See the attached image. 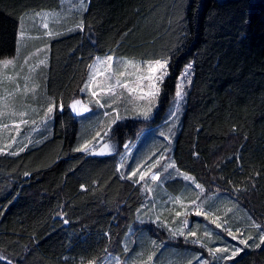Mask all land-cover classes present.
<instances>
[{
	"label": "trees",
	"instance_id": "16d2710c",
	"mask_svg": "<svg viewBox=\"0 0 264 264\" xmlns=\"http://www.w3.org/2000/svg\"><path fill=\"white\" fill-rule=\"evenodd\" d=\"M83 1L75 19L61 22L59 35L30 28L37 38H27L24 55L49 45L43 82L55 108L38 142L18 155L0 153V264H101L110 254L127 258V248L144 257L164 252L178 264H198L199 258L204 264H264V243L253 246L264 235V0ZM62 6L63 0H0V60L18 54L28 14ZM106 54L169 58L171 74L154 118L131 116L113 125L114 153L78 152L96 125H85L70 105L82 97L95 58ZM188 63L193 76L169 155L200 184L193 196L212 208L218 224L248 241L231 259L209 252L226 234L209 236L201 225L197 237H174L164 220L144 222L155 203L120 169L126 145L163 122ZM187 184L182 177L165 182L174 197ZM162 230L167 239L157 233Z\"/></svg>",
	"mask_w": 264,
	"mask_h": 264
},
{
	"label": "rangeland",
	"instance_id": "374dc122",
	"mask_svg": "<svg viewBox=\"0 0 264 264\" xmlns=\"http://www.w3.org/2000/svg\"><path fill=\"white\" fill-rule=\"evenodd\" d=\"M80 5V0H63V6L60 10H44L28 14L22 21L21 31L23 32V37H21L20 31L18 54L14 57L0 60V62L6 60L14 61L13 64L7 67L0 66V153L4 152L10 154L12 152H20V148L25 149L27 146L38 142L40 140L39 134L41 131L48 129L51 120V118L45 117L46 109L52 103L47 100V88L45 85V81L47 80L46 71L49 67V45L46 43L40 44L30 51L29 54L24 55L28 45L27 38H30L29 40H35L37 38V34L32 33L30 28L40 25L46 33L44 36L52 37L55 35V32L59 33L58 30L62 28L59 26L62 25L61 22L68 21L70 18L75 19V16L78 15L77 13L79 12L78 9ZM45 23L48 25L47 28L44 27ZM26 26L28 29L24 30ZM53 26H55V28H53ZM50 32L52 33L51 36L49 35ZM44 41L46 42V40ZM108 56L113 57L111 70L108 69L107 64L101 65L100 63ZM165 59L168 61V75L165 77L164 82L171 74L170 59L162 58L159 60ZM41 60H45L46 63L41 64ZM126 60L139 63L142 69L144 68L145 62L151 63L155 61L138 60L106 54L97 56L91 65L85 85L88 84L94 71L95 83L91 85L90 89H86L84 86L82 90L83 95L78 99L81 102V107L87 106L89 109L86 112L78 113L82 115L81 119L84 121L85 125L86 123L88 126L90 124L96 125V128L93 129L92 136L85 139L83 142L84 144L82 146H87L84 152L92 154L103 153V155L114 153L116 151V142L111 138V129L113 125L117 121L131 116L141 117L137 115L138 110L148 105L147 99L141 100L139 97L143 92L148 90L147 85L149 82L147 80L139 82L136 80L137 75L144 73H136L135 69L131 67L127 69L123 68L122 61ZM189 64L190 63L186 64L178 75L175 95L169 104V108L167 110L165 109L166 113L161 115V120H163V122L158 127L149 128L135 142L126 145V151L124 150L121 154L120 169L122 174L126 177H128L132 171H136V175L132 178L138 182L140 181L139 183L149 191V197H151L155 203V207H150V214L148 217H143L144 222L153 220L155 223L151 222V224L158 225V220L162 219L164 220V224L168 227L170 235L174 237H184L189 232H195V237H197L196 235H201V233L198 232H202L200 230L201 225L203 231L209 236L221 232L226 235L223 236V241L219 242L221 246H217V249L228 248V252L221 251L219 253L221 256L224 254L231 256L232 252L240 247L241 244L239 240L243 239V236L240 237V234L234 233L237 238L233 239V237L227 233L226 229L224 230L222 227L218 228L216 225L215 227L212 225L213 220L216 221V223L213 224H218V219L215 216L216 213L212 208L209 209L202 206L198 196H193V193H195L194 189L198 190L200 188L202 189V187H197V185L200 184L196 182L191 175L182 172L177 167L164 171L169 163L174 162L172 154L171 158L169 152L171 151V145L175 143L186 98L185 95L183 100H178L176 91L181 85V77L184 76L185 70ZM121 72L125 74L121 75ZM192 76L193 70L191 67L190 81ZM117 79H119L122 84L127 82L128 87L134 88L136 91L129 93L124 87H113ZM43 80L45 81L43 82ZM163 84L160 85V93L163 91ZM189 84L187 80L183 83V90L185 93ZM109 90L114 91L115 95H111ZM92 92H96L97 95L93 96L91 94ZM159 99L160 95L152 105V112L148 119L156 116L161 105ZM97 100L100 101V104H104V107H100L99 104L96 103ZM22 112L25 113L23 117L20 116ZM22 120H26L28 123H22ZM113 121L115 122L113 123ZM105 145H107V148ZM153 151L154 154H152ZM158 159L160 160V164L154 168H150L149 166ZM143 172L146 173L144 179L139 180ZM157 172L160 175V180L153 181L151 176ZM185 176L191 177L192 179H185ZM177 177L184 178L191 186L187 184L185 189L180 193L181 195L174 197L175 195L167 191L168 188L165 182L168 179ZM197 205L201 206L199 210L202 214L199 216L195 214ZM153 211L154 213L156 212L155 216ZM177 213H180V215H177ZM146 218L147 220H145ZM184 220H187L188 223L184 224ZM207 220L210 222H207ZM198 221L200 223H198ZM201 221H204V223ZM180 229L184 231L183 236L172 234L173 232H178ZM204 232L203 234H205ZM157 233H162V236L167 239V231L162 230ZM133 238L135 239V237ZM166 239H163V241H166ZM136 242L137 246L140 248L141 239L137 238ZM127 249L129 251L127 258L122 259L119 256L110 254L101 264H178L177 259L174 257L163 256L164 252L158 254L162 259L156 261L158 255L154 257H144L142 253L136 255V253L131 252L129 248ZM203 261V259L199 258L198 264H204Z\"/></svg>",
	"mask_w": 264,
	"mask_h": 264
},
{
	"label": "snow or ice",
	"instance_id": "6c2138e0",
	"mask_svg": "<svg viewBox=\"0 0 264 264\" xmlns=\"http://www.w3.org/2000/svg\"><path fill=\"white\" fill-rule=\"evenodd\" d=\"M80 3H81V7L83 8L84 7V4H83V0H80ZM44 27L47 28L48 25L47 23L44 24ZM77 28L79 30H83L84 28V24H83V21H81L78 25H77ZM76 29H69V31H74ZM21 37H23V32L21 31L20 33ZM49 35L51 36L52 33L50 32ZM57 35H59V33H57ZM14 61L13 60H6V61H3V62H0V66L2 67H7L8 65L10 64H13ZM41 64H45L46 61L45 60H41L40 61ZM101 65L103 64H107L108 66V69L111 70L112 68V64H113V57L112 56H108L104 61H101L100 62ZM91 67V66H90ZM122 67L127 69L129 67L131 68H134L136 73H144V74H141V75H137L136 76V80L139 82V81H143V80H147L149 83L147 85V91L146 92H143V94L139 97V99L141 100H145L147 99L148 101V105L146 107H143V108H140L137 112V115L138 116H141L143 117L144 119H148L149 116H150V113L152 112V105L156 102L157 98L159 97L160 95V92H161V87L160 85L163 84L164 82V79L165 77L168 75V61L165 59V60H155L154 62H145L144 64V68L142 69L141 68V65L139 63H135L131 60H126V61H122ZM192 65L189 64L185 70V74L183 77H181V85L179 86L178 90L176 91V97L178 98V100H183L184 99V96L186 95V93L184 92L183 90V83L185 80H187L188 83H190V69H191ZM121 75H124L125 73L124 72H121L120 73ZM95 83V71L93 72V76L90 77L89 79V82L87 85H85V88L86 89H90L91 85ZM115 86H121V87H124L127 89V91L129 93H132L134 91H136V89L134 88H129L128 87V84L127 82H124L123 84L121 83V81L119 79H117L115 81ZM110 94L111 95H115V92L112 91V90H109ZM93 96H96L97 93L96 92H92L91 93ZM97 104H99L100 107H104V104H100V101L97 100L96 101ZM71 109L74 111V112H77V113H80V112H86L88 111L89 109L87 108V106H83L81 107V102L79 100L73 102L71 105H70ZM54 108H55V102H52L48 108L46 109V112H45V117L46 118H51V114L53 113L54 111ZM60 110L62 111L63 110V105L60 106ZM25 115V113H20V116L23 117ZM115 121H113L114 123ZM22 123H25L27 124L28 121L26 120H22ZM87 146H82V147H78L77 149H75V151H84L85 148ZM105 147L107 148V145H105ZM20 151H24V148H20ZM11 155H18L19 153L18 152H12L10 153ZM103 154V153H101ZM160 164V160H156L152 165H150L149 167L150 168H154L156 167L157 165ZM176 167L175 163H169L167 165V167L164 169V171H167L168 169H174ZM146 173H142L139 177V180H143L144 179V175ZM136 175V171H132L131 174L127 177L128 179H131L133 176ZM151 179L153 181H158L160 180V175L159 173H156V174H153L151 176ZM185 179H192L191 177H187L185 176ZM197 187H200V185H197ZM200 205H197V211H196V215H201V211L199 210L200 209ZM177 215H180V213H177ZM67 222V221H65ZM213 223H216L215 220L212 221ZM184 224H187L188 221L187 220H184L183 221ZM216 226L219 228V227H222V225L220 224H216ZM226 231H228V234L230 236L233 237V239H236L237 237L235 236L234 233H232V231L230 229H226ZM173 235H181L183 236L184 235V231L183 229H180L178 230V232H173L172 233ZM190 236H195V232H189L188 233ZM248 239H252L251 236L248 237ZM194 242H199V241H194ZM239 243L242 244V245H245L247 246V243L248 241L245 240V239H240L239 240ZM261 243H264V235H261V238H260V243H254V247H257L259 248L260 247V244ZM204 247H206V245H204ZM228 252V248H224V249H209V252H211L213 255H215L216 252ZM240 251H242V249L240 248H236L231 256H229L228 258L231 259L232 257L236 256ZM219 259H224L223 256L219 257ZM206 264V262H205Z\"/></svg>",
	"mask_w": 264,
	"mask_h": 264
},
{
	"label": "bare ground",
	"instance_id": "6f19581e",
	"mask_svg": "<svg viewBox=\"0 0 264 264\" xmlns=\"http://www.w3.org/2000/svg\"><path fill=\"white\" fill-rule=\"evenodd\" d=\"M128 148V147H127ZM7 152V151H6ZM1 153H4V152H1ZM155 171V170H154ZM140 172V171H139ZM147 172V171H146ZM144 173V172H143ZM158 173V172H157ZM151 174V173H150ZM155 174V173H154ZM152 175V174H151ZM150 177V176H149ZM148 179V178H147ZM140 182V181H139ZM147 182V181H146Z\"/></svg>",
	"mask_w": 264,
	"mask_h": 264
},
{
	"label": "water",
	"instance_id": "95a60500",
	"mask_svg": "<svg viewBox=\"0 0 264 264\" xmlns=\"http://www.w3.org/2000/svg\"><path fill=\"white\" fill-rule=\"evenodd\" d=\"M75 113H77V112H75Z\"/></svg>",
	"mask_w": 264,
	"mask_h": 264
}]
</instances>
